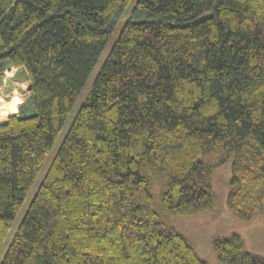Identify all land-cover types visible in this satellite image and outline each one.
I'll list each match as a JSON object with an SVG mask.
<instances>
[{
	"label": "trees",
	"instance_id": "trees-1",
	"mask_svg": "<svg viewBox=\"0 0 264 264\" xmlns=\"http://www.w3.org/2000/svg\"><path fill=\"white\" fill-rule=\"evenodd\" d=\"M129 2L0 0V84L22 68L32 109L0 120V247L122 20L0 264H206L167 215L215 210L226 164L232 214L263 210L264 0Z\"/></svg>",
	"mask_w": 264,
	"mask_h": 264
},
{
	"label": "rangeland",
	"instance_id": "rangeland-1",
	"mask_svg": "<svg viewBox=\"0 0 264 264\" xmlns=\"http://www.w3.org/2000/svg\"><path fill=\"white\" fill-rule=\"evenodd\" d=\"M136 1L137 0H130L127 11ZM121 26L122 20L118 22L113 30L107 45L101 52L91 74L89 75L85 87L67 116V119L57 135L41 170L29 189L21 208L0 247V262L12 241L21 220L27 212L30 202L44 177L46 169L68 132L81 104L86 100L92 87V83L100 70L101 65L108 56L109 51L119 34ZM7 72L5 75L3 74L0 84V97L3 98H0V120L5 119L10 115L17 114L19 108L23 114H30L32 112L30 94L27 88L28 82L24 72L17 69L8 70ZM207 154L209 158H215L218 156L215 150L210 151ZM229 176L230 167L229 164H226L219 167L213 177V189L217 197V208L215 210L192 217L167 215L169 222L192 242L197 254L206 262V264H219L212 247L213 240L216 238L229 237L234 234L242 238L245 249L248 252L264 258V205L263 210L255 215L250 222L243 223L239 221L229 210L226 203Z\"/></svg>",
	"mask_w": 264,
	"mask_h": 264
},
{
	"label": "built area",
	"instance_id": "built-area-1",
	"mask_svg": "<svg viewBox=\"0 0 264 264\" xmlns=\"http://www.w3.org/2000/svg\"><path fill=\"white\" fill-rule=\"evenodd\" d=\"M12 69H15L13 66L9 65L7 66V68L5 69V71L3 72V74L5 75V73L8 71V70H12ZM8 73V72H7Z\"/></svg>",
	"mask_w": 264,
	"mask_h": 264
},
{
	"label": "crops",
	"instance_id": "crops-1",
	"mask_svg": "<svg viewBox=\"0 0 264 264\" xmlns=\"http://www.w3.org/2000/svg\"><path fill=\"white\" fill-rule=\"evenodd\" d=\"M17 70H20L21 72H24L22 68H15Z\"/></svg>",
	"mask_w": 264,
	"mask_h": 264
},
{
	"label": "bare ground",
	"instance_id": "bare-ground-1",
	"mask_svg": "<svg viewBox=\"0 0 264 264\" xmlns=\"http://www.w3.org/2000/svg\"><path fill=\"white\" fill-rule=\"evenodd\" d=\"M0 98H2V97H0ZM3 99V98H2Z\"/></svg>",
	"mask_w": 264,
	"mask_h": 264
}]
</instances>
